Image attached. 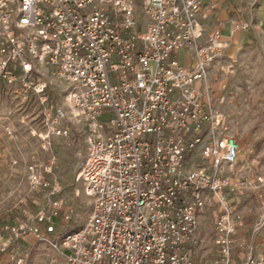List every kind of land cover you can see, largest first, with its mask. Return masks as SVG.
I'll return each mask as SVG.
<instances>
[{
  "label": "built area",
  "instance_id": "2783aa9c",
  "mask_svg": "<svg viewBox=\"0 0 264 264\" xmlns=\"http://www.w3.org/2000/svg\"><path fill=\"white\" fill-rule=\"evenodd\" d=\"M202 7L0 0V86L20 84L44 105L43 67L68 83V110L45 113L48 127L33 134L46 148L72 133L64 117L80 124L78 179L90 198L86 212L62 199L49 178L55 157L29 165L47 205L31 221L3 225L27 244L9 251L10 264H264V171L237 176L248 169L241 143L207 82L229 40L220 29L205 35ZM249 26L233 19L230 36ZM247 192L263 200L249 239L240 201L230 197Z\"/></svg>",
  "mask_w": 264,
  "mask_h": 264
},
{
  "label": "rangeland",
  "instance_id": "374dc122",
  "mask_svg": "<svg viewBox=\"0 0 264 264\" xmlns=\"http://www.w3.org/2000/svg\"><path fill=\"white\" fill-rule=\"evenodd\" d=\"M212 4L215 19L221 14L229 19L237 13L240 16L237 19L246 20L250 25L248 30L236 32V39L240 36L241 40L239 48L225 50L224 56L212 66L207 82L213 87L217 107L230 117L242 146L240 159H250L254 171H264V0H213ZM240 4L241 10L238 9ZM141 21L145 22L142 15ZM43 68L41 71L45 72L48 84V100L44 105L36 94L25 93L20 84L0 86L1 227L11 224L10 221L12 224L31 221L37 211L47 205L45 191L32 188L28 166L44 165L53 157L55 163L49 178L59 182V195L80 211L86 212L89 206L90 198L83 181L78 179L86 148L80 124L64 117L63 125H68L72 133L68 137H57L46 148L42 139L33 134L34 130L48 127L47 122L52 117L48 120L45 113L54 114L57 106L68 110L65 100L68 83L53 74L51 68ZM249 174L237 172L238 177ZM238 194L230 197L240 201L245 217L243 235L249 239L263 211V200L250 192ZM214 218V214L208 215L205 225L210 246Z\"/></svg>",
  "mask_w": 264,
  "mask_h": 264
},
{
  "label": "crops",
  "instance_id": "0c3cea01",
  "mask_svg": "<svg viewBox=\"0 0 264 264\" xmlns=\"http://www.w3.org/2000/svg\"><path fill=\"white\" fill-rule=\"evenodd\" d=\"M212 2L213 0H203V7L201 11V21L205 28V35H210L215 29H220L225 36H227L229 40V46L228 49L232 51L233 49L239 48L240 46V36L236 39V32L234 35L230 36V30H231V22L233 19L240 18L239 14L235 13L231 18L227 19L225 14H221L219 18L215 19L213 15V8H212ZM238 9L241 8V4L239 5ZM212 27V28H211ZM228 52V50L226 49ZM180 60L181 62L185 63L188 60V54L187 51H182L180 54ZM234 132V131H233ZM242 148V146H241ZM250 150V149H248ZM252 153V151H249ZM243 162H247L248 169H246L244 172L248 173L250 172V175H254V173L257 172L254 171L252 168L253 165L250 164V159H242ZM252 169V170H251ZM12 224V221H10ZM264 236V233L262 234ZM24 245H27L25 241H20V243L16 242L14 240L12 234L9 232H6L3 230V227L0 226V259L2 260V264H10L7 250L10 251L14 248L24 249ZM5 246L6 251L1 250L2 247Z\"/></svg>",
  "mask_w": 264,
  "mask_h": 264
}]
</instances>
